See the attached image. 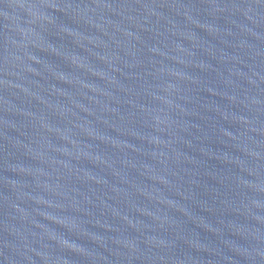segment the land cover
Returning <instances> with one entry per match:
<instances>
[{"label":"water","instance_id":"95a60500","mask_svg":"<svg viewBox=\"0 0 264 264\" xmlns=\"http://www.w3.org/2000/svg\"><path fill=\"white\" fill-rule=\"evenodd\" d=\"M0 264H264V0H0Z\"/></svg>","mask_w":264,"mask_h":264}]
</instances>
